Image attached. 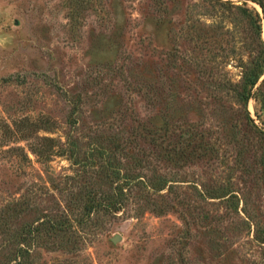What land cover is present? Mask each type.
Returning a JSON list of instances; mask_svg holds the SVG:
<instances>
[{"label": "rangeland", "instance_id": "obj_1", "mask_svg": "<svg viewBox=\"0 0 264 264\" xmlns=\"http://www.w3.org/2000/svg\"><path fill=\"white\" fill-rule=\"evenodd\" d=\"M231 1L260 15L264 41L260 5ZM199 3L0 0V263L15 264L20 239L8 240L23 225L61 212L79 217L85 185L112 191L94 164L98 150L119 148L132 178L167 176L168 187L152 194L155 209L128 192L125 209L92 215L70 242L30 238L21 245L30 264H264L256 239L264 231V136L217 88L240 82L246 34ZM191 17L208 38L210 23L232 32L223 36L225 59L216 39L190 40ZM190 57L203 65L191 67ZM247 110L264 130L253 95ZM73 143L92 166L72 163ZM140 160L151 167L140 169Z\"/></svg>", "mask_w": 264, "mask_h": 264}, {"label": "trees", "instance_id": "obj_2", "mask_svg": "<svg viewBox=\"0 0 264 264\" xmlns=\"http://www.w3.org/2000/svg\"><path fill=\"white\" fill-rule=\"evenodd\" d=\"M251 1L259 4L264 13V0ZM199 2V4L206 9V16L214 19L213 21L220 19V21L223 22L230 18L231 22L228 23H231L236 30L242 28L246 34L245 44L248 51H250V55L246 63L243 61L240 63L242 68L240 82H219L217 88L218 91L233 95V99H235V101L243 108L246 126L248 127V125L251 124V126L255 127L258 133L264 136V130H258L256 128L253 119L247 110L248 101L253 95L260 107L259 117L262 118L264 122V41L262 38V18L255 10L249 8L246 2L242 5H237L231 0H199ZM199 4H197V6ZM190 22L191 25L188 28L189 34L191 35L190 40L192 42H198L202 41L204 38L205 40H208V42H211L213 39H216L214 50L217 51L218 56L222 53V56L220 57L222 60L225 59L227 54L223 53H226L227 50L222 46V42L225 41L223 36L228 34L231 35L232 32L227 31L224 34H220V30L223 26L221 25L217 28L216 26H213V23H210L206 26L210 29V32L207 31L209 35L208 38L207 36H204V34H206L204 33V28L197 25L199 22L198 18L191 17ZM203 24L206 25V23ZM217 29L218 33L215 32ZM235 33L236 32L234 31L233 35ZM203 43L208 44L204 40ZM202 50L204 51L205 48ZM231 52L235 54L234 49H232ZM188 63L191 67L196 66L198 69L203 65V62L201 64L196 61V58L192 57H190ZM203 73L205 74L207 71ZM115 149L116 151L118 150V152L114 151L112 148L108 150L106 148L98 150L101 162L94 164L95 166H98L97 171L95 172L98 174L97 177L102 179L106 184H109L112 191H106L104 187H96L94 184L92 186L85 185L81 190V195L79 196L80 200L78 201L83 205L82 212L74 221H70L69 217L64 212H61L60 214H55L53 216H42L34 222L23 225L20 231L14 233L12 238L8 240L15 242V238L20 239L19 242L17 241L18 250L11 261L15 262V264H30V252L27 248H22L21 245L24 244L27 246L30 238H40L41 235H44L43 233H47V236H52V238H54L53 236H59L62 240L67 239V242H70L69 240H71V238L78 236L76 235L77 232L78 234L82 232L79 229L82 225H85L87 221L91 220L92 215L96 217L100 214L115 215L119 211L125 209L128 206V192L132 193L135 199L140 200L145 205H152L155 209V206L157 205L152 203L154 201L152 194L156 195L168 187L169 180L167 179V176L159 174L157 178L154 177L155 181H153L154 179L152 178L149 179L140 175L135 177V179L132 178L130 176L131 171L125 168L122 158H117V155L120 154L119 151L121 152L123 150L119 148ZM69 152L71 153L70 160L74 165L83 167V169L92 166V162H87L81 159L80 150L76 143H73L72 146L70 145ZM179 153H181V151L176 150L175 154L178 155ZM138 166L141 167L140 169H149L151 163L148 162V160H140ZM153 172H157L158 174V170L156 169H153ZM78 176L81 175L76 174L72 179L74 181H80V179L77 178ZM220 197H224V195H220L219 198ZM231 198H237V196L234 195ZM166 207L167 206L158 208V214L162 213V210L165 211ZM235 208L238 209V206L236 205ZM35 223L38 224L35 225ZM33 233L35 236L29 237ZM256 239L264 244V231H261L260 227L257 229ZM0 264H8V262Z\"/></svg>", "mask_w": 264, "mask_h": 264}, {"label": "water", "instance_id": "obj_3", "mask_svg": "<svg viewBox=\"0 0 264 264\" xmlns=\"http://www.w3.org/2000/svg\"><path fill=\"white\" fill-rule=\"evenodd\" d=\"M263 79H264V78H263ZM119 240H120V236H115V237L112 239V241H113L114 243H117Z\"/></svg>", "mask_w": 264, "mask_h": 264}]
</instances>
